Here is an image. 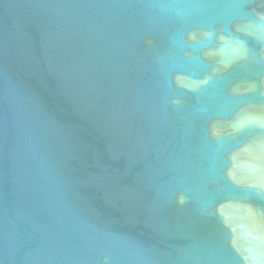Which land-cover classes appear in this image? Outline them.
<instances>
[{
	"label": "water",
	"instance_id": "1",
	"mask_svg": "<svg viewBox=\"0 0 264 264\" xmlns=\"http://www.w3.org/2000/svg\"><path fill=\"white\" fill-rule=\"evenodd\" d=\"M0 264H264V0H0Z\"/></svg>",
	"mask_w": 264,
	"mask_h": 264
}]
</instances>
